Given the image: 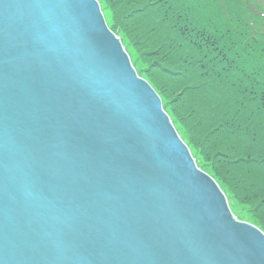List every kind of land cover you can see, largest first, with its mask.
Here are the masks:
<instances>
[{
	"label": "water",
	"instance_id": "obj_1",
	"mask_svg": "<svg viewBox=\"0 0 264 264\" xmlns=\"http://www.w3.org/2000/svg\"><path fill=\"white\" fill-rule=\"evenodd\" d=\"M96 0H0V264H264Z\"/></svg>",
	"mask_w": 264,
	"mask_h": 264
},
{
	"label": "trees",
	"instance_id": "obj_2",
	"mask_svg": "<svg viewBox=\"0 0 264 264\" xmlns=\"http://www.w3.org/2000/svg\"><path fill=\"white\" fill-rule=\"evenodd\" d=\"M191 154L264 233V0H97Z\"/></svg>",
	"mask_w": 264,
	"mask_h": 264
},
{
	"label": "bare ground",
	"instance_id": "obj_3",
	"mask_svg": "<svg viewBox=\"0 0 264 264\" xmlns=\"http://www.w3.org/2000/svg\"><path fill=\"white\" fill-rule=\"evenodd\" d=\"M99 5V4H98ZM99 9H100V12L102 13L101 15H102V17L104 18V13L102 12V9H101V7H100V5H99ZM105 22V21H104ZM106 23V22H105ZM111 33H113L114 34V32H112L111 31ZM116 36V35H115ZM116 37H118V36H116ZM118 39L120 40V44H121V49H122V51H123V53H125L126 54V57H127V59L129 60V65H130V67L132 68V70L135 72V74L139 77V78H141V79H143L142 77H140L138 74H137V71H136V68H135V66H134V62H132V59H131V56L128 54L129 52H128V50L126 49L127 47H125L124 45H123V43L121 42V39L118 37ZM144 81H146L145 79H143ZM147 82V81H146ZM148 83V82H147ZM148 85L150 86V84L148 83ZM151 87V86H150ZM152 88V87H151ZM152 90L155 92V90L152 88ZM156 93V92H155ZM157 94V93H156ZM157 96H158V94H157ZM159 97V96H158ZM159 99H160V97H159ZM160 103H161V108L163 109V111H164V108H163V104H162V101H161V99H160ZM165 112V111H164ZM166 113V112H165ZM166 116L168 117V119H169V121L171 122V125H172V129L174 130V133H175V135H176V137H177V139L183 144V146H185L186 147V149L188 150V152H189V154L191 155V157H192V160H193V164H194V166H195V169H197L198 171H201L202 173H204V174H206L208 177H210V175H208V173H206V171H204L201 167H199L198 166V164H197V162H196V160L193 158V156H192V154H191V151H190V147L184 142V140L182 139V136H181V134H179V132L177 131V129L174 127V125H173V123H172V121H171V119H170V116L166 113ZM211 179H213L212 177H210ZM221 192L223 193V191L221 190ZM224 194V193H223ZM225 195V194H224ZM226 203H227V207H228V209L230 210V207H229V202L228 201H226ZM231 212V211H230ZM234 217H235V219L237 220V221H240V222H242L240 219H238L235 215H234ZM261 233L264 235V233L261 231Z\"/></svg>",
	"mask_w": 264,
	"mask_h": 264
},
{
	"label": "rangeland",
	"instance_id": "obj_4",
	"mask_svg": "<svg viewBox=\"0 0 264 264\" xmlns=\"http://www.w3.org/2000/svg\"><path fill=\"white\" fill-rule=\"evenodd\" d=\"M229 207H230L231 213L234 215H237V214H235L238 211V207L236 206V204L231 201V202H229Z\"/></svg>",
	"mask_w": 264,
	"mask_h": 264
}]
</instances>
